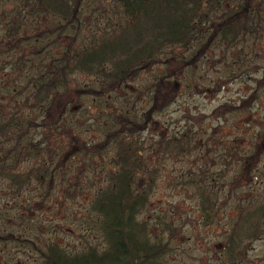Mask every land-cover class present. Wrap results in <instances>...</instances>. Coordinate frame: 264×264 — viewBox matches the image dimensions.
Segmentation results:
<instances>
[{
    "label": "trees",
    "instance_id": "1",
    "mask_svg": "<svg viewBox=\"0 0 264 264\" xmlns=\"http://www.w3.org/2000/svg\"><path fill=\"white\" fill-rule=\"evenodd\" d=\"M15 1L23 7V13L14 6ZM90 2L0 0V183L8 182L18 194L28 186L43 189L46 180H53L56 159L69 151L59 149L66 146V142L62 144L66 136L61 137L63 131L57 124L62 122L61 116L73 97L67 93L62 105L56 102L63 98L75 77H92L99 96L155 64L174 67L154 81L151 104L141 121L134 115L114 114L115 122L110 127L105 124L101 139L90 142L80 138L79 146L70 153V156L78 154L86 162L83 170L93 159L103 162L107 155L111 157V163L101 173L103 184L89 204L101 245L88 244L77 251L64 249L48 238L40 243L26 237L16 240L35 253L34 264H165L163 257L170 250L169 239L151 234L146 220L139 215L145 210L158 177V158L163 159L174 151L189 153L193 148L191 139L185 141L182 135L173 133L159 134L152 145H140L138 133L153 123L151 115L158 104L156 88L168 80L164 78L172 72L181 73L182 68L192 65L212 45L221 46L224 51L246 49L252 51L253 57L258 48L264 49V0L104 1L103 12L111 11L114 19L108 24L110 27L85 39L79 36L80 24ZM61 37L68 41L60 53L53 54L54 45ZM173 47L191 51L185 60L162 58ZM241 72L247 69L237 71ZM78 90L76 87L75 92ZM85 91L92 93L90 88ZM53 106L61 110L55 119L49 120ZM36 107L39 114L22 112ZM122 118L130 119L122 121ZM42 128L46 132L38 137L37 131ZM259 134L252 135V150L235 145L227 148L223 143L216 145V156L208 158L209 162L202 160L200 170L187 172L178 181L179 186L197 196L204 225L212 222L217 205L224 200L236 209L224 249L230 259L244 241L264 234V189L259 192L253 189L252 195L241 191V196L234 198L237 189L249 188L251 175L253 180L262 156V150L257 148ZM208 144V147L214 145ZM204 152L207 154L206 149ZM28 161L32 162L30 166ZM231 163L233 177L224 183L222 178ZM210 167L214 168L210 170ZM59 176L60 181L64 180L62 174ZM140 178L142 184L138 183ZM223 187L226 193L221 196ZM68 189L66 186L62 190L63 196H69ZM50 194V189H44L40 201ZM0 215H5L4 210H0ZM162 224L165 229L170 228Z\"/></svg>",
    "mask_w": 264,
    "mask_h": 264
},
{
    "label": "rangeland",
    "instance_id": "2",
    "mask_svg": "<svg viewBox=\"0 0 264 264\" xmlns=\"http://www.w3.org/2000/svg\"><path fill=\"white\" fill-rule=\"evenodd\" d=\"M90 1L80 24L79 36L85 39L110 27L108 24L114 19L111 11L102 10L104 1L112 0ZM14 6L24 12L18 2L15 1ZM67 41L64 37L57 39L52 53H60ZM190 51V48L185 51L183 47H173L162 58L172 56L177 61L185 60ZM173 67L155 64L140 71L134 79L120 84L117 89L99 96L90 76L78 75L68 84L66 94L56 103L59 106L63 104L67 93L73 97V102L68 103L61 116L62 122L57 124L63 131L61 137L66 136V141L62 142H66V146L59 149L69 151L56 159L57 169L53 180H46L43 189L37 185L28 186L18 194L14 193L8 182L0 183V210L5 213L4 216L0 215V264L36 262L35 253L26 249L23 242L22 245L18 243L17 237H26L38 243L48 238V241L52 240L64 249L77 251L88 244L101 245L99 232L93 227L95 215L89 211V204L96 189L103 184L101 173L103 167L111 163V157L107 155L103 162L93 159L83 170L82 165L86 162L78 154L70 156V153L79 146L80 138L90 142L101 139L105 124L110 127L115 122L114 114L134 115L141 121L145 109L151 104L154 81L161 73L168 74ZM240 69H247V72L237 73ZM164 79L168 80L156 88L158 104L151 115L153 123L138 133L140 145H152L159 134L173 133L182 135L185 141L191 139L193 148L189 153L174 151L163 159L158 158V177L146 208L139 215L146 220L151 234L169 239L170 250L163 257L164 263L264 264V234L255 240L244 241L230 259L224 249L236 209L224 200L217 205L212 222L204 225L197 207V196L178 184L181 175L200 170L202 160L208 161V158L216 156L220 143L227 148L235 145L252 150V135L258 132L260 141L257 148L262 150L261 159L255 167L253 180L252 175L248 179L249 188L237 189L234 198L241 196V191L252 195L253 189L256 192L264 189V49L258 48L253 57L252 51L246 49L241 51L236 47L232 51H224L223 47L212 45L192 65L182 68L181 73L172 72ZM76 87L79 88L77 93ZM87 88L92 93H87ZM60 110L53 106L49 120L55 119ZM22 112L39 114L37 107L23 109ZM125 119L130 118L121 120ZM37 132L39 137L46 130L42 128ZM208 143L214 145L208 147ZM28 164L30 166L32 162L28 161ZM233 172L231 163L222 178L224 183L233 177ZM60 174L64 176L62 181ZM246 179L243 180L246 182ZM205 181L208 182L209 178ZM138 183H143L142 178ZM66 186H69L68 197L62 194ZM47 188L51 191L50 196L40 201ZM225 193V187L221 188L219 195L224 196ZM162 223L170 228L165 229ZM8 234L13 238H7Z\"/></svg>",
    "mask_w": 264,
    "mask_h": 264
},
{
    "label": "flooded vegetation",
    "instance_id": "3",
    "mask_svg": "<svg viewBox=\"0 0 264 264\" xmlns=\"http://www.w3.org/2000/svg\"><path fill=\"white\" fill-rule=\"evenodd\" d=\"M0 236H2V235H0ZM6 237H7V238H13L12 235H9V234L6 235ZM16 239H17V238H16ZM0 240H1V237H0Z\"/></svg>",
    "mask_w": 264,
    "mask_h": 264
}]
</instances>
